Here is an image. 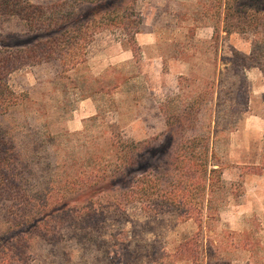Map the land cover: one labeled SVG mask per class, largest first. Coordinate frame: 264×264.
<instances>
[{
    "label": "rangeland",
    "instance_id": "rangeland-1",
    "mask_svg": "<svg viewBox=\"0 0 264 264\" xmlns=\"http://www.w3.org/2000/svg\"><path fill=\"white\" fill-rule=\"evenodd\" d=\"M125 1L142 16L135 53L98 28L85 61L9 77L19 101L1 122L23 205L0 195V253L16 264H264L261 28L233 21L228 33L217 0ZM240 5L252 14L264 0ZM2 29L24 31L16 19ZM191 140L196 158L208 144L218 173L193 197L183 190L180 208L158 204Z\"/></svg>",
    "mask_w": 264,
    "mask_h": 264
},
{
    "label": "trees",
    "instance_id": "trees-1",
    "mask_svg": "<svg viewBox=\"0 0 264 264\" xmlns=\"http://www.w3.org/2000/svg\"><path fill=\"white\" fill-rule=\"evenodd\" d=\"M240 1L217 0L218 6L222 7V20L228 28L226 31H235L230 29L233 21L243 24L247 21L248 26L254 28V34L259 33L258 28H261L264 35V5L246 15L249 9L243 8ZM11 19L22 23L23 33L3 32V23ZM141 25L142 16L136 11L134 3L125 0H71V3L62 0L50 5L27 0H0V195L17 203L18 206H14L23 205L20 192L23 177L17 169L16 144L1 122L19 101V95L9 82L11 74L23 67L51 60H57L64 68L85 61L98 28L118 32L120 41L126 40L135 53V48H138L136 35L140 33ZM24 33L27 37L21 38ZM245 58L248 60L249 57ZM195 143L191 140L180 145L182 155H176L178 173L173 197L165 196L158 204H174L180 208L182 198H178L183 190L193 197L198 181H202L204 188L205 180H212V174L218 173V168L207 164L208 144L200 146L202 157L196 158ZM187 187L190 189L187 190ZM189 210L193 209L184 211L189 213ZM198 211L201 213L200 208ZM19 261L16 255L8 256L4 249L0 253V264H16Z\"/></svg>",
    "mask_w": 264,
    "mask_h": 264
}]
</instances>
